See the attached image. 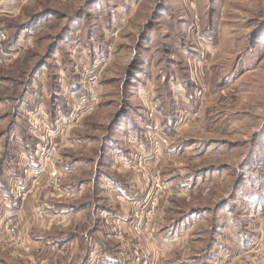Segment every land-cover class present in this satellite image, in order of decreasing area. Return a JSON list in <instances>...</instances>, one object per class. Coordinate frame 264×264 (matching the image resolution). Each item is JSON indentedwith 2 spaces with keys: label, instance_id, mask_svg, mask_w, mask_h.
<instances>
[{
  "label": "rangeland",
  "instance_id": "374dc122",
  "mask_svg": "<svg viewBox=\"0 0 264 264\" xmlns=\"http://www.w3.org/2000/svg\"><path fill=\"white\" fill-rule=\"evenodd\" d=\"M0 32V264H264V0H0Z\"/></svg>",
  "mask_w": 264,
  "mask_h": 264
},
{
  "label": "built area",
  "instance_id": "2783aa9c",
  "mask_svg": "<svg viewBox=\"0 0 264 264\" xmlns=\"http://www.w3.org/2000/svg\"><path fill=\"white\" fill-rule=\"evenodd\" d=\"M4 41H6V36H5V34H3L2 32H0V51L2 50V44H3V42ZM94 101L95 100H93V99H91L90 100V102H89V104L84 108V109H81L80 108V106H83L84 105V103H86L84 100H81V101H79V102H76L75 104L73 103V109H72V111L70 112V114L68 115V121H70L72 124L74 123V122H77V120H80L82 117H85L86 115H87V113L89 112V111H91L92 109H93V103H94ZM40 109V108H39ZM40 113H41V111H40ZM27 116H28V127H29V131L31 132V133H36V132H38V130L37 129H39V128H41L42 126H39L38 124H39V119L40 118H36V116H35V113H27ZM60 119H64V117H61ZM38 121V122H37ZM68 123V122H67ZM41 125H43V126H45L44 125V123L42 124L41 123ZM47 128V127H46ZM154 130L155 131H157L158 130V132L159 133H161V132H163V130H162V128L161 127H159V125L157 124V125H155L154 126ZM130 140V139H129ZM131 145V147H132V143H131V141H128ZM46 147V146H45ZM135 148V147H134ZM45 151H43L42 150V152L41 153H43V157L44 158H46V159H48V160H51L52 159V157H54L55 156V147H54V145L52 146V147H50V149H49V151L45 154L44 153ZM131 152V151H130ZM138 152H139V150L137 151V152H135V155H129V158L131 159V160H129V161H126V162H124V163H122L123 164V166H126V168H131V167H133L134 166V163H133V161H132V159H133V156L136 158L137 156H138ZM139 156H142L141 154H139ZM18 159H20L19 160V162L20 163H22L23 164V159H25V157H24V155H18ZM142 163H143V161H142ZM140 165V164H139ZM64 173V172H63ZM33 175H34V177H36L37 179H39V180H41L43 177L42 176H40L41 174H39V173H33ZM61 174H56V176H58V177H61L60 176ZM64 175H66V173H64ZM54 184V186L55 187H57L58 188V190L59 191H57V192H61L64 196H66V197H71L72 195H74V193H77V191L76 192H74V191H72V189L71 188H65L64 186L63 187H61V185L59 184V185H57L58 184V182H57V180H54V182H53ZM60 188H63L62 190H60ZM22 192V194H24L23 192L24 191H21ZM19 190H17L16 189V193L17 194H19L20 195V193H21ZM18 195V196H19Z\"/></svg>",
  "mask_w": 264,
  "mask_h": 264
},
{
  "label": "crops",
  "instance_id": "0c3cea01",
  "mask_svg": "<svg viewBox=\"0 0 264 264\" xmlns=\"http://www.w3.org/2000/svg\"><path fill=\"white\" fill-rule=\"evenodd\" d=\"M22 108H23V102H22V105L17 106V108H16L17 110H16L15 114L19 115V113H20V111L22 110ZM15 118H16V117H15ZM15 121H16V123H18L19 119L16 118ZM1 124H3L2 121H1ZM17 126H18V125H17ZM6 146H7V144H6ZM8 148H10V147H8ZM50 208H54V205L51 206ZM73 212H76V211H73ZM71 214H73V213H72V212H69V213L67 212L65 216L67 217V215H69V216L71 217ZM69 216H68V217H69ZM68 217H67V218H68Z\"/></svg>",
  "mask_w": 264,
  "mask_h": 264
}]
</instances>
